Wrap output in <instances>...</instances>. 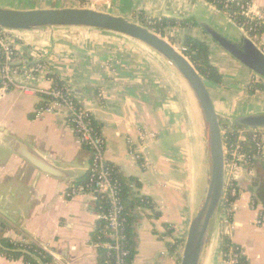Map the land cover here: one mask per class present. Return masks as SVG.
<instances>
[{
    "label": "crops",
    "instance_id": "1",
    "mask_svg": "<svg viewBox=\"0 0 264 264\" xmlns=\"http://www.w3.org/2000/svg\"><path fill=\"white\" fill-rule=\"evenodd\" d=\"M254 3L264 7V0ZM85 5L68 0H0V7L18 11L87 7L138 24L159 18L186 21L187 27L168 28L165 33L178 41L189 35L208 45L210 62L222 76L220 85H210L220 124L231 125L233 118L263 112L264 87L262 96L245 104L237 99L244 92L230 86L233 76L240 78V70L228 75V70L218 69L212 61L229 65L232 59L197 24H207L224 35L236 28L204 0H88ZM12 36L18 67L42 63L47 68L29 84L47 89L46 78L52 75L66 86L95 121L104 141L105 161L135 178L139 183L135 192L149 200L151 206L137 209L133 224L132 264H179L205 173L200 120L188 91L149 52L109 34L66 30ZM251 76H243V81L247 83ZM252 84L242 86L248 91ZM40 103L36 95L0 88V128L47 154L71 179L42 175L0 148V219L4 224L0 244L36 243L52 252L51 264H97L96 246L91 242L99 221L95 194L65 196L72 182L86 174L90 153L77 144L63 110L35 117ZM129 141L141 163L129 153ZM262 145L264 151V139ZM238 189L232 230L223 226L220 212L206 264H222L219 244L224 237L240 248L245 264H264V172L259 169L249 177L242 171ZM0 264L24 261L0 254Z\"/></svg>",
    "mask_w": 264,
    "mask_h": 264
},
{
    "label": "water",
    "instance_id": "2",
    "mask_svg": "<svg viewBox=\"0 0 264 264\" xmlns=\"http://www.w3.org/2000/svg\"><path fill=\"white\" fill-rule=\"evenodd\" d=\"M230 23L237 30L235 36L221 34L207 24H197V27L227 56L264 82V53L234 23ZM0 29L11 35L66 30L109 34L149 52L185 87L196 106L200 120L205 173L203 189L183 241L179 264H205L213 247V235L220 219L225 185V156L222 126L213 100L205 80L190 60L168 39L152 32L148 27L87 7L30 11L0 7ZM23 78V75L13 76L17 84H21ZM230 122L243 129L264 130V111L238 116ZM0 148L26 161L42 175L60 180L71 179L70 174L63 170L58 162L28 142L9 135L3 128H0ZM0 227L4 228L1 219ZM0 250L7 251L1 244ZM14 251L30 255L25 250Z\"/></svg>",
    "mask_w": 264,
    "mask_h": 264
},
{
    "label": "built area",
    "instance_id": "3",
    "mask_svg": "<svg viewBox=\"0 0 264 264\" xmlns=\"http://www.w3.org/2000/svg\"><path fill=\"white\" fill-rule=\"evenodd\" d=\"M72 3H85L88 0H68ZM228 3H234L237 11L231 12L228 10ZM84 4V5H85ZM81 5V4H80ZM223 13L227 19L234 23L239 30L247 35L264 53V7L257 6L254 0H226L223 6ZM237 16L241 17L240 22H236ZM151 20H147L146 24H151ZM14 38L11 33L0 29V88L3 90L12 87L17 88L24 94H33L40 98L41 103L35 111V117L41 116L43 113H56L58 110H63L64 120L74 133L78 145L86 146L90 153V162L88 166V180L85 184H72L65 192L67 198L75 197L79 194L94 193L100 198L106 197L109 208L106 212L99 213V220L106 223L105 232L110 239V243H105L104 247L108 250L116 252L115 264H125L124 258L128 252L122 251L119 246V241L122 239L120 234L121 221L119 219L122 207L117 197L116 186L111 178V171L104 159V141L100 134L94 132L92 128V116L89 110L81 107L74 96L66 86L61 89L52 87V80L46 78L50 83L47 89H39L32 87L29 82L35 74L47 70L42 63L33 64L30 67L20 68L15 64L16 53L13 48ZM23 75L24 78L21 84H17L13 80V76ZM252 83H256L259 79L252 77ZM230 126H227L223 131V146L225 156V185L224 195L221 207L222 224L227 231L232 230V205L238 197V180L242 171H245L249 177L254 176L255 169L251 161V157L243 150L242 143L246 137L239 132L235 141L226 136V132ZM250 139L256 142L257 152H263L261 132L264 130H249ZM154 137V135H150ZM129 153L139 159V156L128 142ZM95 196V197H96ZM255 209V208H254ZM51 260L52 252L48 249L41 248ZM222 264H239V259L242 257V252L237 246H230L229 249L221 254Z\"/></svg>",
    "mask_w": 264,
    "mask_h": 264
},
{
    "label": "trees",
    "instance_id": "4",
    "mask_svg": "<svg viewBox=\"0 0 264 264\" xmlns=\"http://www.w3.org/2000/svg\"><path fill=\"white\" fill-rule=\"evenodd\" d=\"M206 3L214 7L216 10L223 13V6L226 4V0H204ZM84 5L85 3H80ZM228 10L231 12L237 11L234 3H228ZM241 21V17L237 16L236 22ZM151 24L147 27L154 33L160 36H165V30L168 28H185L189 25L186 21H179L175 19L159 18L150 21ZM180 51L186 56L198 71L200 76L205 80L206 85H220L222 83V76L218 72L217 68L210 62V50L205 41L198 38L185 35L180 42ZM47 78L52 80V87L55 89H61L64 85L52 75H48ZM11 89V88H10ZM263 83H253L248 88L250 93H254L256 90H262ZM70 126V124H69ZM92 128L94 132H98V127L95 121H92ZM239 132L246 137L245 142L242 143L243 150L251 157L253 167L255 171L261 170L264 172V154L259 152L256 154L257 146L256 142L250 139L249 132L245 129L238 127L234 124L230 125V128L226 132L231 140L235 141L239 135ZM82 148L87 149L86 146ZM141 163V159H138ZM108 168L111 171V178L116 186L117 197L120 201L122 211L120 212L119 219L121 221L120 234L122 239L119 241V246L122 251L128 252L127 256L123 259L125 264H132L133 257L135 255V247L133 242L132 228L133 224L137 220V209H145L150 207L149 200L147 198L139 196L135 192V189L139 188V183L133 177L125 176L117 166L107 163ZM88 180V173L86 172L81 178L73 181L75 185L85 184ZM96 196V195H95ZM96 210L98 213L106 212L109 208L108 200L106 197L100 198L96 196ZM106 223L99 220L95 231L91 234V242L96 246L97 252V264H115L116 252L108 250L104 247L105 243H110L107 232H105ZM2 246L7 249L0 250V254L7 259H22L24 264H51V258L44 253V251L36 243L27 244H13L9 242H2ZM230 246H235L229 239L223 238L219 244L221 254L226 252ZM21 249L27 251L30 255H22L14 250ZM239 264H245L244 258L240 257Z\"/></svg>",
    "mask_w": 264,
    "mask_h": 264
},
{
    "label": "rangeland",
    "instance_id": "5",
    "mask_svg": "<svg viewBox=\"0 0 264 264\" xmlns=\"http://www.w3.org/2000/svg\"><path fill=\"white\" fill-rule=\"evenodd\" d=\"M69 5V4H68ZM80 6H84V5H80ZM86 6V5H85ZM146 22H147V20L146 19H144V21L142 22V24L141 25H144V26H146L147 27V24H146ZM229 30H230V32H231V35L232 36H235L236 34H237V31L236 30H234L233 28H229ZM176 36V35H175ZM166 39H168L173 45H175L176 47H178L179 49H180V42L182 41V38L178 41V40H176L175 38H173V37H170V35H168V34H165V36H164ZM208 40V39H207ZM217 66H218V69H221V68H225V70H228L227 72H226V74H228L229 75V73L230 72H232V73H236V71H239L240 70V78H238V79H236V77L235 76H233V79H234V82L233 83H231V87L233 88V89H236L237 91H241V92H244V96H240V95H237V99H242L243 101H245L244 103L246 104V103H249V101H253L254 99H255V101L257 100V97H256V95H260V96H262L261 95V91H259V90H256L254 93H250L249 91H245V89L246 88H243V86L242 85H244V84H250L251 83V81H252V76L249 78V80H248V82L246 83L245 81H243L244 79L242 78L243 76H249V74H250V72L249 71H247L244 67H242L241 65H239L237 62H235L234 60H230L229 61V65H224V64H222L221 62H216V60L215 59H213L212 60ZM230 71V72H229ZM224 78L226 79L227 78V76H224ZM257 82H262L263 83V87H264V82L262 81V80H258ZM207 88H208V90H209V92L211 93V94H213L212 92H211V86L209 85V84H207ZM258 91L260 92L259 94H258ZM240 96V97H239ZM240 106V104H238L237 105V107H239ZM263 111H264V107H263V109H262ZM221 126H222V129H223V131H225L226 130V128H227V126H230L229 124H221ZM261 137L264 139V131L263 132H261ZM263 154H264V151H263Z\"/></svg>",
    "mask_w": 264,
    "mask_h": 264
},
{
    "label": "bare ground",
    "instance_id": "6",
    "mask_svg": "<svg viewBox=\"0 0 264 264\" xmlns=\"http://www.w3.org/2000/svg\"><path fill=\"white\" fill-rule=\"evenodd\" d=\"M158 60V59H157ZM158 62L165 68V69H167V67L161 62V61H159L158 60ZM164 70V69H163ZM168 70V69H167ZM206 264V263H205Z\"/></svg>",
    "mask_w": 264,
    "mask_h": 264
}]
</instances>
